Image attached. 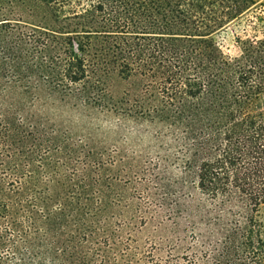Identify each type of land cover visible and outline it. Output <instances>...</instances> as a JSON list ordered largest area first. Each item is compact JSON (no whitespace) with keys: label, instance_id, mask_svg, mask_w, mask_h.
<instances>
[{"label":"trees","instance_id":"1","mask_svg":"<svg viewBox=\"0 0 264 264\" xmlns=\"http://www.w3.org/2000/svg\"><path fill=\"white\" fill-rule=\"evenodd\" d=\"M0 264H264V0H0Z\"/></svg>","mask_w":264,"mask_h":264},{"label":"rangeland","instance_id":"2","mask_svg":"<svg viewBox=\"0 0 264 264\" xmlns=\"http://www.w3.org/2000/svg\"><path fill=\"white\" fill-rule=\"evenodd\" d=\"M243 27L244 25L238 26L236 23H234L214 36L217 45L224 54L230 56L236 54L237 49L234 44V36L240 35ZM125 130L127 132V128H125ZM125 148H127V145Z\"/></svg>","mask_w":264,"mask_h":264}]
</instances>
